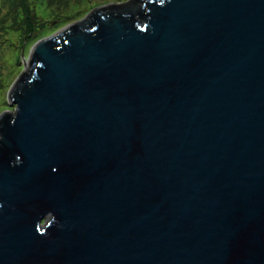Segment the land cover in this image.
I'll list each match as a JSON object with an SVG mask.
<instances>
[{
  "label": "water",
  "instance_id": "1",
  "mask_svg": "<svg viewBox=\"0 0 264 264\" xmlns=\"http://www.w3.org/2000/svg\"><path fill=\"white\" fill-rule=\"evenodd\" d=\"M22 58L0 264H264V0L108 3Z\"/></svg>",
  "mask_w": 264,
  "mask_h": 264
},
{
  "label": "trees",
  "instance_id": "2",
  "mask_svg": "<svg viewBox=\"0 0 264 264\" xmlns=\"http://www.w3.org/2000/svg\"><path fill=\"white\" fill-rule=\"evenodd\" d=\"M37 1L40 2V5H45L46 8L41 6L43 11L48 8L52 10L54 14L53 18L60 20V23L56 24L59 28L60 26H65L78 19H75L74 15L70 16L69 13L71 8L76 6V3L83 0H76V3H74L75 0H0V44L9 39L20 44L17 59L18 65L21 64V50L27 48L29 42L34 44L57 28L55 27L56 25H53L55 22L47 20L44 16L45 13L40 11V8L38 9L39 3ZM106 1L108 0H101L99 2L104 3ZM60 15L64 16L58 18ZM12 28L20 32V35L16 40L8 36V33ZM15 77L16 76L10 78L8 82L9 86Z\"/></svg>",
  "mask_w": 264,
  "mask_h": 264
},
{
  "label": "rangeland",
  "instance_id": "3",
  "mask_svg": "<svg viewBox=\"0 0 264 264\" xmlns=\"http://www.w3.org/2000/svg\"><path fill=\"white\" fill-rule=\"evenodd\" d=\"M101 1V0H99ZM96 0H83L79 3H76V0L74 3H76V6H73L71 8V11L69 13L70 16L74 15V18L79 20L83 18L86 14L89 13V11L94 10L96 7L108 4V3H118V2H127V1H118V0H108L106 2H99ZM38 2V1H37ZM38 9L40 8V11H43L41 6L45 7L44 4L40 5V2ZM73 3V4H74ZM101 3V4H100ZM72 5V4H71ZM46 8V7H45ZM45 13V17L47 20L54 21L55 23L53 25H56L57 23H60L59 19L53 18L54 14L51 9H44L43 11ZM64 15H60L59 17H63ZM83 16V17H82ZM80 17V18H79ZM56 20V21H55ZM75 20V21H77ZM72 21V22H75ZM56 25L55 27H57ZM63 26H60L59 28H55L51 31L48 35H51L55 33L57 30L62 28ZM20 35V32H18L16 29L12 28L10 29L8 36L12 37L13 39H17ZM46 35V36H48ZM45 36V37H46ZM35 44V43H34ZM34 44H31L29 42L27 48L21 50V64L18 65L17 59H18V49H20V44L16 43L15 41L9 39L6 42H3L0 44V115L5 111H14L15 106L11 105L8 101V92L11 87L14 86L17 79L23 74L24 72V64H23V58H22V52H24L25 56L29 55V52ZM26 45V43H25ZM13 76H16L10 86L8 85V82L10 78Z\"/></svg>",
  "mask_w": 264,
  "mask_h": 264
}]
</instances>
